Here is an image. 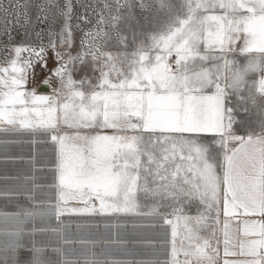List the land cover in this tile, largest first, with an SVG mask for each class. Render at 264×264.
<instances>
[{"label": "snow or ice", "instance_id": "1", "mask_svg": "<svg viewBox=\"0 0 264 264\" xmlns=\"http://www.w3.org/2000/svg\"><path fill=\"white\" fill-rule=\"evenodd\" d=\"M34 25L48 44L13 47ZM49 51L60 91L37 95L27 84ZM0 53V150L50 143L57 201L36 202L35 154L27 179L0 177V199L17 201L0 208V264L22 250L28 264H119L77 257L64 217L89 218L75 233L102 229L108 247L129 218L168 225L165 264H264V0H0ZM253 122L258 135L236 134Z\"/></svg>", "mask_w": 264, "mask_h": 264}, {"label": "rangeland", "instance_id": "2", "mask_svg": "<svg viewBox=\"0 0 264 264\" xmlns=\"http://www.w3.org/2000/svg\"><path fill=\"white\" fill-rule=\"evenodd\" d=\"M77 14L80 13V9L77 7L74 9ZM85 30H87V26ZM39 32L41 35L38 37L36 33ZM47 32V28L43 25H34L32 29L29 30V39L24 40L23 35L17 34L16 40L14 41L13 47L15 46H24L38 49L42 44H48V37L43 35ZM81 34L77 32L75 34V48L73 49V55L79 51V41ZM237 49L241 45L236 46ZM4 54L0 53V57ZM14 55V54H13ZM28 53L21 54V61L28 58ZM47 56V71L44 70L42 64H36L34 68V78H29L27 84L28 91H35L37 95L43 96H55L57 92L60 91L59 80L56 78L49 79L51 73L59 66L53 58V53L51 51L46 53ZM235 59L238 63L244 64L247 61V58L244 56H235ZM5 61L0 58V64H3ZM35 62V59H34ZM31 72V70H30ZM83 77V73L78 72L74 79L77 83ZM45 82L48 86L45 87ZM63 95V93H61ZM256 123L245 124L243 128H237L236 133H249L256 128ZM75 134V133H69ZM102 135H114L115 133L112 130H104L101 133ZM130 135V134H129ZM7 152V155L4 152ZM33 154L36 155V166L40 169H43V172L39 174L40 184L46 185L44 190L37 194L36 202L37 203H46L54 204L57 203L55 200V192L51 188V183L53 180L52 170L54 169V149L50 143H38L35 146L27 143L25 141L21 144L10 145L6 150H0V177L9 176L14 179H27V173L29 172V165L26 161H29L33 158ZM19 161L18 163H4V161ZM8 185L0 182V189L5 187H10ZM19 204H25L23 198L18 202ZM17 205V201H12L8 203L6 200L0 199V208L7 207L8 211H14ZM165 214V213H162ZM194 214V213H193ZM65 221H72V235L71 239L75 241L74 244L70 247L75 251L76 256L79 257L82 253L88 255L101 256L102 254L109 259L119 261V264H165L166 261H170L171 257V228L168 225H163L156 223L151 227H139L137 230L133 231L131 227V221L134 218H129V226L126 230L120 233L121 239L116 242L111 247H108L109 241L114 239V237L104 232L102 229L99 232H81L75 233V224L81 219L89 218H77V217H64ZM55 223V221H53ZM167 237V239L165 238ZM88 242L89 247L87 250L82 248L80 245L81 240ZM47 243V240L45 241ZM95 244V248H91V244ZM117 245H122L119 247ZM52 246L55 247V241L52 242ZM50 254V253H49ZM19 264H28L30 259V254L26 251H20L18 254ZM178 259H183V257H178Z\"/></svg>", "mask_w": 264, "mask_h": 264}, {"label": "crops", "instance_id": "3", "mask_svg": "<svg viewBox=\"0 0 264 264\" xmlns=\"http://www.w3.org/2000/svg\"><path fill=\"white\" fill-rule=\"evenodd\" d=\"M258 128H259V126H258V124H257V126H256V128L253 130V131H251V132H256V134L258 135L259 133H258ZM238 136H245V135H247L248 133H236ZM240 145L237 143V144H234V145H229V147H232V148H238ZM221 251H222V249H221ZM228 259H232L231 257H229ZM221 260H223V256H221Z\"/></svg>", "mask_w": 264, "mask_h": 264}]
</instances>
